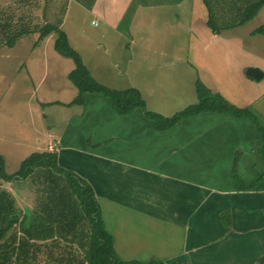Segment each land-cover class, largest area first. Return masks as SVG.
I'll list each match as a JSON object with an SVG mask.
<instances>
[{
	"label": "crops",
	"instance_id": "obj_1",
	"mask_svg": "<svg viewBox=\"0 0 264 264\" xmlns=\"http://www.w3.org/2000/svg\"><path fill=\"white\" fill-rule=\"evenodd\" d=\"M246 1L68 0L78 14L69 28V10L57 20L96 81L139 90L153 113L170 118L196 104L198 80L252 113H204L160 131L141 109L118 115L100 95L87 94L83 107L70 105L75 98L54 103L65 111L51 117L46 151L93 189L124 261L258 264L264 255V37L253 35L264 7L244 26L219 34L209 27L212 17L234 23ZM175 66L182 67L167 69ZM254 68L262 79L249 76ZM185 69L197 77L181 75ZM13 197L20 212L33 215L37 200L28 207ZM35 237L21 264H62L63 239ZM17 254L5 245L0 264H15Z\"/></svg>",
	"mask_w": 264,
	"mask_h": 264
},
{
	"label": "trees",
	"instance_id": "obj_2",
	"mask_svg": "<svg viewBox=\"0 0 264 264\" xmlns=\"http://www.w3.org/2000/svg\"><path fill=\"white\" fill-rule=\"evenodd\" d=\"M22 2L26 3L27 0ZM263 7L264 0L246 1L241 4L234 23L222 26L212 17L209 27L213 33L219 34L224 29L244 26L254 20ZM8 14L0 12V18L7 17L5 23L0 22V34L5 39L4 46L14 48L24 36L32 34H39L38 43L44 42L54 34L57 35L56 51L75 64L68 78L77 88L78 95L70 105L83 107L86 105L87 94L100 95L110 100L118 115H131L135 110L141 109L147 118L156 122V128L160 131L204 113L230 114L235 117L252 114L249 109H239L222 96L213 94L200 80L196 83V104L170 118L153 113L148 110L146 100L139 90H115L96 81L81 55L71 46L67 34L58 26L45 22L41 28H31L27 24L17 25ZM253 35L264 37V24L256 29ZM34 173L43 176L40 180L43 184L37 185V209L29 216L19 211L13 195L4 190L2 185L26 180ZM40 233L58 234L63 239L62 264H167L158 259L145 263L122 260L114 247V237L106 230L95 192L83 179L61 169L57 164L56 154L49 151L34 153L23 162L21 170L14 175L5 173V160L0 156V251L5 245L13 248L18 252L14 262L21 264L23 260H27L20 256L22 251L28 254L30 249L36 246V243L31 242L37 241L35 235ZM258 264H264V255Z\"/></svg>",
	"mask_w": 264,
	"mask_h": 264
},
{
	"label": "rangeland",
	"instance_id": "obj_3",
	"mask_svg": "<svg viewBox=\"0 0 264 264\" xmlns=\"http://www.w3.org/2000/svg\"><path fill=\"white\" fill-rule=\"evenodd\" d=\"M22 1L14 0L5 4L13 8L9 16L13 17L15 24H27L31 28H41L45 21L59 26L57 20H62L70 8L68 0ZM5 4L0 3V12L8 14ZM49 8L56 9V18ZM70 10L67 13V21L70 22L68 28L78 14L75 6ZM263 17L257 21H261ZM6 19L7 17H1L0 22L5 23ZM246 32V28L242 29L240 35L245 36ZM38 38L39 34L24 36L16 47L9 48L3 45L5 39L0 34V156L5 160V173L8 175L18 173L23 162L34 153L48 150L49 143L53 141L46 135H54L56 127L51 117L55 115L60 118L65 111L59 110L61 105L71 103L78 95L77 88L67 77L75 64L56 51L57 35H52L46 45L45 42L38 43ZM176 73L179 74L180 71ZM181 75L197 77L192 70L186 69ZM42 178L40 173H34L26 180H17L6 185L12 188L14 196L16 194L24 198L30 207L39 198L37 185L43 184L40 181Z\"/></svg>",
	"mask_w": 264,
	"mask_h": 264
},
{
	"label": "water",
	"instance_id": "obj_4",
	"mask_svg": "<svg viewBox=\"0 0 264 264\" xmlns=\"http://www.w3.org/2000/svg\"><path fill=\"white\" fill-rule=\"evenodd\" d=\"M249 76L253 77L256 80L263 78V73L259 69H252L249 71Z\"/></svg>",
	"mask_w": 264,
	"mask_h": 264
}]
</instances>
